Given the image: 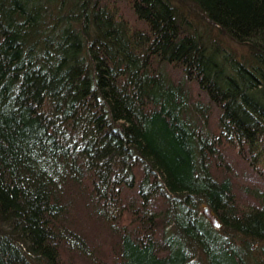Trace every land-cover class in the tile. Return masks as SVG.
I'll return each instance as SVG.
<instances>
[{
  "label": "trees",
  "instance_id": "16d2710c",
  "mask_svg": "<svg viewBox=\"0 0 264 264\" xmlns=\"http://www.w3.org/2000/svg\"><path fill=\"white\" fill-rule=\"evenodd\" d=\"M0 264H264V0H0Z\"/></svg>",
  "mask_w": 264,
  "mask_h": 264
},
{
  "label": "water",
  "instance_id": "95a60500",
  "mask_svg": "<svg viewBox=\"0 0 264 264\" xmlns=\"http://www.w3.org/2000/svg\"><path fill=\"white\" fill-rule=\"evenodd\" d=\"M204 213L208 217V219L213 223V225L215 227L219 228L221 226L218 218L215 216V214L209 208H205Z\"/></svg>",
  "mask_w": 264,
  "mask_h": 264
},
{
  "label": "rangeland",
  "instance_id": "374dc122",
  "mask_svg": "<svg viewBox=\"0 0 264 264\" xmlns=\"http://www.w3.org/2000/svg\"><path fill=\"white\" fill-rule=\"evenodd\" d=\"M204 211H205V208H204Z\"/></svg>",
  "mask_w": 264,
  "mask_h": 264
}]
</instances>
